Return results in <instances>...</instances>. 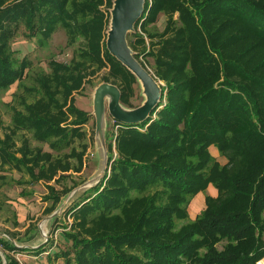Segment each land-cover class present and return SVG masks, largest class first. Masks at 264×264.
Listing matches in <instances>:
<instances>
[{"label": "trees", "instance_id": "obj_1", "mask_svg": "<svg viewBox=\"0 0 264 264\" xmlns=\"http://www.w3.org/2000/svg\"><path fill=\"white\" fill-rule=\"evenodd\" d=\"M113 1L0 0V93L22 86L30 67L12 49L19 31L47 41L61 28L67 46L79 44L69 62L51 59L49 72L35 76L36 86L25 89L34 100L11 107L0 138L1 169L46 184L49 214L78 183L60 191L49 184L84 167L87 145L74 146L89 114L75 94L108 68L104 83L120 81V102L130 106L137 84L106 48ZM160 14L164 30L151 31ZM134 30L128 46L141 47L136 60H153L160 101L139 124L113 122L105 175L65 210L70 245L48 252L47 264H257L264 260V0H145ZM26 133L55 154L32 147Z\"/></svg>", "mask_w": 264, "mask_h": 264}, {"label": "rangeland", "instance_id": "obj_2", "mask_svg": "<svg viewBox=\"0 0 264 264\" xmlns=\"http://www.w3.org/2000/svg\"><path fill=\"white\" fill-rule=\"evenodd\" d=\"M165 25L166 17L160 14L155 24L150 26V30L162 32ZM109 28L110 25L108 24L107 31L110 30ZM19 32V35H17L12 42V49L15 51L16 57L20 60L23 58L27 59L30 62V67L25 71L26 75L22 86H17V84H15L10 87L9 91L0 93V138H3L11 127V107L22 109L20 105L22 97H25L27 102H32L34 100V96L30 95L25 89L36 86L35 76L41 71L49 72L48 63L51 59H55L59 62H69L73 57L74 50L79 46V44H75L71 47L67 46V38L64 30L61 28H58L47 41L27 38L25 37L24 30ZM135 32V30H132L127 34V44L128 41L134 40L132 34ZM146 42H148L147 39ZM140 51L141 47H138L136 53ZM136 53L133 52V54ZM137 62L157 82L158 86H163V83L158 82L154 77L152 67L153 60L151 58L148 57L145 59L141 56ZM144 63H146L148 67ZM142 64H144V66ZM105 77H108V68L92 76L90 81L84 85V88L75 94L76 106L89 114V121L82 128L85 137L82 141L77 140L74 147L80 150L81 144L84 143L87 145V151L84 156V167L81 173L73 174L72 179H68L62 184L53 182L49 184L57 191H60L63 186L67 188L73 187V182L78 183V185L72 192L79 188L82 189L81 191H90L98 186L99 181L105 175L106 165L103 163V154L106 152L107 147L105 145V138L104 142L103 139H101V148L97 143L96 113L94 112L95 90L100 85L104 84ZM109 81L110 82L107 84L113 85V80L109 79ZM115 83L117 85L116 87L121 86L120 81H115ZM117 89L119 90V88ZM145 97L146 95L142 85L140 82H137L134 86V93L130 99V106H125L121 104V102L120 104L125 109H135L144 103ZM103 109L106 120V135L107 132H113L111 131L113 129V122L118 121H113L114 119L109 113L106 99ZM25 135L29 139L32 147H40L44 151L52 152L46 144L36 142L31 134L26 133ZM21 136L22 134H18L14 138L16 147L21 145ZM66 151L68 152V150ZM52 153L55 154V152ZM103 166L105 169L101 172ZM25 180H28L26 174L19 173L8 167L4 169L0 167V237L17 249L16 251L5 249L6 253H4V249L0 248V254L3 257H5L6 254V256L13 257L14 259L18 258L21 264H47L46 258L48 252L52 253L57 249H67L70 245L63 234L65 230L69 229L71 224V219L68 217L65 210L80 194L73 195V193H71L69 196H62V203H60H64L65 207L62 208L59 204L60 206L58 205L55 210L49 214L47 213V209L51 206L52 201L46 199L48 196L46 184L39 183L30 185L22 182ZM20 182L22 183L21 185ZM207 194L206 192L198 196L197 202L199 211L197 214L204 208L203 199ZM82 199L83 198L80 200L77 199L76 202H80ZM54 215L57 217H53ZM189 216L190 219L195 217L193 214L191 215V212ZM66 226H68V228H66ZM42 246H44L46 252L35 253V251L37 252ZM61 262V260H58L57 264Z\"/></svg>", "mask_w": 264, "mask_h": 264}, {"label": "water", "instance_id": "obj_3", "mask_svg": "<svg viewBox=\"0 0 264 264\" xmlns=\"http://www.w3.org/2000/svg\"><path fill=\"white\" fill-rule=\"evenodd\" d=\"M144 2L145 0H114L110 10V30L106 32V48L111 56L136 77L137 82H140L142 85L146 97L144 103L140 107L125 109L120 104V90L117 89L118 87L104 83L95 90L94 112L96 113V136L100 148L102 147L101 139H103L104 142L105 138L106 120L103 109L105 99L107 100L109 113L114 121L130 125L145 121L160 101V86H158L157 82L137 62L126 40L127 34L134 30L135 23L143 13ZM107 162L108 156L106 149V152L103 154V163L106 165V169ZM105 168L103 166L101 172H103ZM81 190L82 189L79 188L71 193L76 195L80 192H85ZM61 203V206H59L64 208L65 204ZM53 217L57 216L54 215Z\"/></svg>", "mask_w": 264, "mask_h": 264}, {"label": "crops", "instance_id": "obj_4", "mask_svg": "<svg viewBox=\"0 0 264 264\" xmlns=\"http://www.w3.org/2000/svg\"><path fill=\"white\" fill-rule=\"evenodd\" d=\"M2 242H6V241H5V239L3 240L2 237H0V248H3L4 249V253H6L5 252V249H7V248L1 246L2 245ZM7 250H10V249H7ZM5 257H6V254H5ZM4 261H5L4 257L0 254V264H3Z\"/></svg>", "mask_w": 264, "mask_h": 264}, {"label": "built area", "instance_id": "obj_5", "mask_svg": "<svg viewBox=\"0 0 264 264\" xmlns=\"http://www.w3.org/2000/svg\"><path fill=\"white\" fill-rule=\"evenodd\" d=\"M116 129H117V127H116ZM5 258V257H4ZM16 260L19 262V259L18 258H16ZM6 262L4 261L3 262V264H5ZM20 263V262H19ZM21 264V263H20ZM257 264H264V260H261V261H259Z\"/></svg>", "mask_w": 264, "mask_h": 264}]
</instances>
